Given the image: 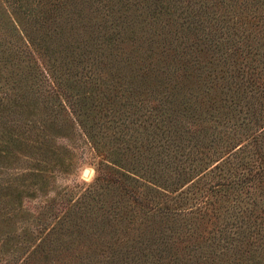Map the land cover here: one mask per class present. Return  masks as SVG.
Here are the masks:
<instances>
[{
	"label": "trees",
	"instance_id": "obj_1",
	"mask_svg": "<svg viewBox=\"0 0 264 264\" xmlns=\"http://www.w3.org/2000/svg\"><path fill=\"white\" fill-rule=\"evenodd\" d=\"M13 2L14 17L0 3V166L18 153L47 167L67 119L110 145L109 193L82 208L128 235L109 264H264V0ZM192 174L211 193L190 208ZM176 190L171 213L159 195ZM85 219L42 243L70 248Z\"/></svg>",
	"mask_w": 264,
	"mask_h": 264
},
{
	"label": "rangeland",
	"instance_id": "obj_2",
	"mask_svg": "<svg viewBox=\"0 0 264 264\" xmlns=\"http://www.w3.org/2000/svg\"><path fill=\"white\" fill-rule=\"evenodd\" d=\"M0 3L13 11L12 17L16 12L21 13L16 6L17 2L13 0H0ZM5 19L7 16H0V35L2 33L4 36V26L9 25ZM66 124L69 127L66 134L50 137L48 146L54 151L55 158L50 160L47 167L35 170L33 161L18 153L11 158L12 162L7 167L0 166V210L7 212L6 219L0 220V264H109L117 257L112 251L125 247L128 240L125 230L109 224L99 228V219L86 215L82 209L104 193H109L107 187L111 183L106 165L108 163L105 161L108 156L105 147L110 145L106 144L96 150L94 143L78 126H71L67 119ZM123 145L121 143L117 147V154L123 151ZM195 175L192 174L191 179L180 188L193 184L189 190H195L190 198L189 194L186 195L182 202L184 207H193L196 199L200 198L198 194L211 193L206 190L210 180L206 178L197 181ZM118 191L123 196L122 190ZM175 192L178 191H165V194L159 195V201L166 200L165 204L171 213L177 207L172 199ZM15 194H18L16 199ZM140 200L142 208L135 210L137 218L145 216L143 211L147 212V204L150 202L148 199ZM187 212L178 213V218L186 219ZM150 213L152 211H148L147 215ZM81 215L86 218L84 228L72 234L70 248L60 246L55 249L54 243H42L46 242V237L59 222L73 216L79 221ZM153 216L158 218L155 212ZM61 238L64 242L69 240L64 236Z\"/></svg>",
	"mask_w": 264,
	"mask_h": 264
}]
</instances>
